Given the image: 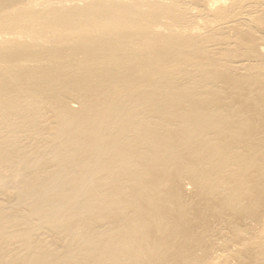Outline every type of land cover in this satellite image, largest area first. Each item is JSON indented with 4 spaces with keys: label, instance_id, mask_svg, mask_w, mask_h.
<instances>
[{
    "label": "bare ground",
    "instance_id": "obj_1",
    "mask_svg": "<svg viewBox=\"0 0 264 264\" xmlns=\"http://www.w3.org/2000/svg\"><path fill=\"white\" fill-rule=\"evenodd\" d=\"M195 68L264 86V0H0V264H160L210 207L196 264H264V88L188 115Z\"/></svg>",
    "mask_w": 264,
    "mask_h": 264
},
{
    "label": "rangeland",
    "instance_id": "obj_2",
    "mask_svg": "<svg viewBox=\"0 0 264 264\" xmlns=\"http://www.w3.org/2000/svg\"><path fill=\"white\" fill-rule=\"evenodd\" d=\"M171 74L174 73L171 72ZM188 81L190 82L187 85H189L190 91H192V93L185 94L190 96V100L183 107V111L188 115L194 111L195 107L207 106H209L211 110L224 108L226 111L235 112L237 109L240 108L239 103L242 101L243 96H245L247 93H250L253 88L255 90L264 88V86L251 80H241L239 82H233L229 81L228 79H225L224 77H213L212 79L198 68H195L193 70L192 78ZM196 91L199 92V95L195 94ZM173 93L174 92H172V94H163L160 93L158 90H155L152 99L162 102L172 97ZM153 103L155 112L142 110L139 116L140 119L149 118V116L157 115V113H160L157 111V109H159L158 105L155 102ZM246 104H248L249 107L247 111L254 113V117H256V121H254V123L250 126L251 132L255 130V135L258 136L260 133L264 135V117H260L261 112L259 110V104L256 103L255 98H250L246 102ZM211 133L216 134L219 139V130L217 128H214V130L211 132L205 133L203 138L209 139ZM132 137L133 135L131 133H127L124 136V138ZM137 148H142V145H137ZM198 162L201 161L196 159L193 165L196 167L199 164ZM180 169H185L186 171H188L190 170V165L179 167V170ZM237 172L240 173L241 177L245 176V174H242L240 171ZM211 173L214 174V180L217 184L224 179V182L219 185V189L221 188L220 190L224 191L227 195H230L229 192L231 191V187L236 186V182L234 183L232 181V176H228L227 174L221 175L220 173L216 172V165L211 164L209 166V172L207 175V186H205L202 190L204 191V193L200 196H197L196 191L194 189L190 192H187L188 201L192 207H195L199 201L204 203L206 200H208L209 202L212 199L214 186H212L211 177L209 176V174ZM125 189L128 193L133 191L130 185H128ZM210 209L211 210H205L202 214V221L197 226V231H200L198 237H196L193 241H186L180 245H177V247L172 249V251L170 252L169 260L167 262L163 261L160 264H178L179 259L182 256L185 257V261L183 264H196L198 263V261H201V259H203L205 253L211 251L212 243L210 240L209 228L218 221L216 218L218 212H216L212 207H210ZM235 217L239 218V215L235 214ZM176 221L177 218H174L171 223V227ZM99 224L100 225L98 226H101L102 229L110 225V223L108 222H103ZM173 235V233H169V236L173 237Z\"/></svg>",
    "mask_w": 264,
    "mask_h": 264
}]
</instances>
